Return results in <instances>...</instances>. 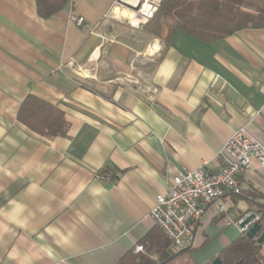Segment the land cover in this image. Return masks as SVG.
Returning <instances> with one entry per match:
<instances>
[{
    "label": "crops",
    "instance_id": "crops-1",
    "mask_svg": "<svg viewBox=\"0 0 264 264\" xmlns=\"http://www.w3.org/2000/svg\"><path fill=\"white\" fill-rule=\"evenodd\" d=\"M113 3L69 0L42 17L36 0H0V264H123L160 244L148 214L174 176L219 170L240 128L264 145V27L167 41L166 25L128 27ZM28 96L63 113L64 136L20 123ZM239 186L264 193V170L253 164ZM223 204L193 226L190 250L165 248V264H212L240 237L227 220L254 203Z\"/></svg>",
    "mask_w": 264,
    "mask_h": 264
},
{
    "label": "trees",
    "instance_id": "trees-1",
    "mask_svg": "<svg viewBox=\"0 0 264 264\" xmlns=\"http://www.w3.org/2000/svg\"><path fill=\"white\" fill-rule=\"evenodd\" d=\"M68 1L36 0L37 11L42 17H49L59 12ZM162 25L168 27L167 41L175 31L180 30L194 39L214 43L242 29L264 27V0H161L144 30L156 36ZM17 118L30 131L42 137L64 136L68 129V123L60 110L33 96L26 97L22 102ZM235 196L245 197L254 203L251 210L262 214L258 222L261 228L253 239L247 238L245 234L240 235L218 257L223 264H264L262 244L255 240L264 231V193L240 188V194ZM159 231L163 236L159 240L160 244L146 249L148 254L157 253V262L141 254H126L121 262L165 264L169 258L165 248L170 243Z\"/></svg>",
    "mask_w": 264,
    "mask_h": 264
},
{
    "label": "built area",
    "instance_id": "built-area-1",
    "mask_svg": "<svg viewBox=\"0 0 264 264\" xmlns=\"http://www.w3.org/2000/svg\"><path fill=\"white\" fill-rule=\"evenodd\" d=\"M138 9L132 10L141 19L138 28L148 22L158 9L161 0H137ZM143 3L152 6L150 14L141 12ZM123 0H114L113 8L125 7ZM127 5V4H126ZM135 6V7H137ZM111 10V13H112ZM77 26H82V18H73ZM221 167L216 172L204 173L202 170L187 172L174 176L163 195H158L149 212V217L167 238L170 246L178 251L190 250L194 246L193 226L210 212L214 215H225L223 197L227 194L239 195L240 176L253 164L264 170V145L249 135L244 128L237 130L218 153ZM252 216L250 221L242 223ZM262 214L249 210L234 222L240 234H245L261 219ZM134 253L145 255L153 261L157 257L148 254L143 245L137 244Z\"/></svg>",
    "mask_w": 264,
    "mask_h": 264
},
{
    "label": "bare ground",
    "instance_id": "bare-ground-1",
    "mask_svg": "<svg viewBox=\"0 0 264 264\" xmlns=\"http://www.w3.org/2000/svg\"><path fill=\"white\" fill-rule=\"evenodd\" d=\"M127 5L129 6H137L138 2L137 0H123ZM152 9V6L148 3H143L141 7V12L145 14H150V10ZM114 12L119 13L121 17L125 18L129 23L133 26H136L138 22L141 21V19L138 17L137 14H135L132 10H128L126 8L123 9H115Z\"/></svg>",
    "mask_w": 264,
    "mask_h": 264
},
{
    "label": "water",
    "instance_id": "water-1",
    "mask_svg": "<svg viewBox=\"0 0 264 264\" xmlns=\"http://www.w3.org/2000/svg\"><path fill=\"white\" fill-rule=\"evenodd\" d=\"M123 6L131 9V10H134L136 11L138 9V6L137 7H131L129 5H126V4H123ZM252 218V216H250L249 218H247L243 223L242 225L246 224L248 221H250V219ZM261 228V225L259 223H256L254 224L250 229L249 231L246 233V237L249 238V239H253L257 233V231H259ZM264 241V231L260 234V236L257 238L256 242L258 244H262ZM212 264H223V262L220 260L219 257L215 258L213 261H212ZM239 264V263H237Z\"/></svg>",
    "mask_w": 264,
    "mask_h": 264
},
{
    "label": "rangeland",
    "instance_id": "rangeland-1",
    "mask_svg": "<svg viewBox=\"0 0 264 264\" xmlns=\"http://www.w3.org/2000/svg\"><path fill=\"white\" fill-rule=\"evenodd\" d=\"M132 7H135V6H132ZM123 8H126V9H128V10H131V9H129V8H127V7H117L116 9H123ZM113 11V10H112ZM113 15V14H112ZM114 16V15H113ZM115 17L116 18H120V19H118L119 20V22H121V23H123V24H125L126 26H128V27H131V28H133L131 25H130V23H129V21H127L125 18H123V17H121V15L119 14V13H116L115 12ZM114 17V18H115ZM117 20V19H116ZM138 28H140V27H138ZM244 214V213H243ZM243 214L240 216V217H242L243 216ZM239 217V218H240ZM255 240H257V238L255 239Z\"/></svg>",
    "mask_w": 264,
    "mask_h": 264
}]
</instances>
